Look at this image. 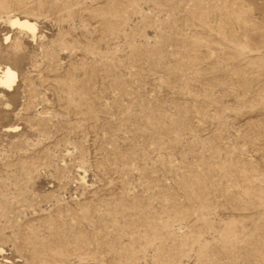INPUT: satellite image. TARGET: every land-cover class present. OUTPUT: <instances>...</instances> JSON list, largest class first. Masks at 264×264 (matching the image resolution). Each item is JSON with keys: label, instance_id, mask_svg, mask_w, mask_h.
I'll list each match as a JSON object with an SVG mask.
<instances>
[{"label": "rangeland", "instance_id": "obj_1", "mask_svg": "<svg viewBox=\"0 0 264 264\" xmlns=\"http://www.w3.org/2000/svg\"><path fill=\"white\" fill-rule=\"evenodd\" d=\"M6 69L0 264H264V0H0Z\"/></svg>", "mask_w": 264, "mask_h": 264}, {"label": "bare ground", "instance_id": "obj_2", "mask_svg": "<svg viewBox=\"0 0 264 264\" xmlns=\"http://www.w3.org/2000/svg\"><path fill=\"white\" fill-rule=\"evenodd\" d=\"M12 24L23 29L26 31H30L32 33H36L37 31V25L35 23L29 22L28 20H20L18 18L12 20ZM17 78V75L15 71L11 69H6L3 71V73L0 75V85L3 87H11L14 85L15 80Z\"/></svg>", "mask_w": 264, "mask_h": 264}]
</instances>
